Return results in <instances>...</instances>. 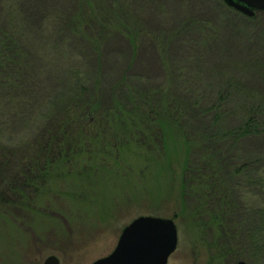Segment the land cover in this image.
I'll list each match as a JSON object with an SVG mask.
<instances>
[{
	"label": "trees",
	"instance_id": "1",
	"mask_svg": "<svg viewBox=\"0 0 264 264\" xmlns=\"http://www.w3.org/2000/svg\"><path fill=\"white\" fill-rule=\"evenodd\" d=\"M74 2L45 17L47 10H36L39 7L31 0H0V127L6 119L13 125L23 121L30 125L29 132L14 126L16 134L25 131L19 138L0 137V198L20 207L33 205L51 171L67 167L76 171L80 191L88 193L98 174L112 164L118 167L115 160L105 163L109 157L118 159L121 149L132 146L138 162L146 166L153 154L163 151L164 131L174 127L188 148L182 170L183 204L189 207L191 202L193 210L203 209L201 228L212 231L210 242L224 264L237 260L260 264L264 147L250 148L255 143L264 146V103L254 106L250 97L242 98L236 109L246 111L237 119L224 106L229 104L228 88L207 103L203 97L170 87L145 85L146 74L133 67L140 44L146 40L154 44L158 35L142 28L126 0ZM39 18L56 33L58 27L67 32L50 35L46 44L34 46L31 42L40 40L43 27ZM167 35L170 51L178 34ZM114 37L129 39L130 62L112 81L100 68L95 74L85 69L90 67V57L102 58ZM76 40L81 48H76ZM237 149L240 155L253 156L237 159ZM80 154L87 155L83 161L76 156ZM245 183L258 188L262 201H242L239 189Z\"/></svg>",
	"mask_w": 264,
	"mask_h": 264
},
{
	"label": "rangeland",
	"instance_id": "2",
	"mask_svg": "<svg viewBox=\"0 0 264 264\" xmlns=\"http://www.w3.org/2000/svg\"><path fill=\"white\" fill-rule=\"evenodd\" d=\"M31 1L39 7L36 10H47L45 17L48 12L62 11L75 3L74 0ZM126 4L131 14L139 18L142 28L159 37L154 44L142 42L138 49L133 70L146 74L145 85L170 87L180 94L203 97L207 103L220 92L226 94L224 89L228 88L229 104L224 106L237 119L246 111L236 109L242 98L250 97L254 106L264 103L263 10L256 11L257 17L250 20L227 6L224 0H126ZM38 21L43 27L38 34L40 40L31 42L34 46L49 41L50 35L57 37L66 31L58 27L56 33L47 20ZM174 32L178 34L177 40L168 51L167 34ZM129 43L126 37H114L103 49L102 58L97 61L90 57V67L84 69L96 73L100 68L108 80L114 81L130 62ZM75 46L81 48V42L76 40ZM9 121L6 119L0 127L2 139L19 138L25 131L29 132L30 125L24 121L15 125ZM14 126L25 131L16 134ZM163 137V151L153 154L154 159L146 166L138 162L133 151L136 148L132 146L121 149L117 155L123 161L109 157L105 163L115 160L118 167L112 164L98 174L88 193L80 191L76 171L67 167L64 171H51L33 205L20 207L0 198V264H42L51 254L59 258L60 264H91L113 250L123 227L139 215L171 218L175 222L177 244L167 264H224L210 242L212 231L201 228L206 216L203 209L193 210L191 202L189 207L182 202L187 143L174 127L165 130ZM255 147L264 146L255 143L250 149ZM76 156L83 161L87 155ZM236 156L246 161L253 155H240L237 149ZM245 185L239 189L244 203L262 201L256 186ZM259 262L264 264V257Z\"/></svg>",
	"mask_w": 264,
	"mask_h": 264
},
{
	"label": "water",
	"instance_id": "3",
	"mask_svg": "<svg viewBox=\"0 0 264 264\" xmlns=\"http://www.w3.org/2000/svg\"><path fill=\"white\" fill-rule=\"evenodd\" d=\"M227 6L252 17L264 11V0H224ZM177 244V227L173 219L139 215L125 225L113 250L91 264H167ZM42 264H60L55 255L47 256ZM233 264H248L238 260Z\"/></svg>",
	"mask_w": 264,
	"mask_h": 264
}]
</instances>
